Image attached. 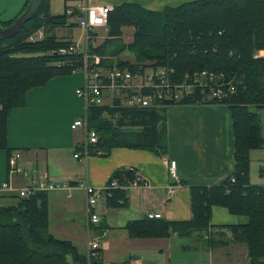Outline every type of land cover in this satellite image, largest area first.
<instances>
[{
    "label": "trees",
    "instance_id": "trees-1",
    "mask_svg": "<svg viewBox=\"0 0 264 264\" xmlns=\"http://www.w3.org/2000/svg\"><path fill=\"white\" fill-rule=\"evenodd\" d=\"M69 18L65 13L52 16L49 0H42L38 12L18 33L0 38V150L6 153L8 172L9 156L16 151L7 144V123L12 111L26 106L30 90L46 85L53 78L70 76L83 66L82 55L61 54L73 42L59 39L54 33L55 29L69 27ZM124 27L134 29L132 41L113 47ZM40 28H44L43 39L29 40ZM106 29L107 38L100 46L93 48V40L89 39L88 53L103 58L107 52L109 57H116L129 50L135 59L134 63L118 60L116 64L103 59L106 66L134 69L151 62L172 68L178 82L185 75L205 71L232 79L235 85L234 93L222 100L209 98L207 90L195 87L190 95L176 102L165 101L160 107L87 109L88 127L98 136L90 156H106L113 148L166 154L168 105L222 104L231 114L234 136L231 175L216 186L191 187L190 220L168 222L145 217L128 222L125 229L129 238L199 234L207 248L243 244L248 264H264V185H251L249 179V152L264 149L259 115L264 109V0H194L160 11L122 3L108 12ZM109 47L113 48L108 51ZM259 51L263 55L257 56ZM251 107L257 112H252ZM105 111L118 115L115 124L103 119ZM122 127L138 131H123ZM97 150L101 153L97 154ZM259 172L264 176V165ZM137 174L132 167L113 172L106 186L113 181L118 186L105 190L108 208L127 205L129 186ZM15 198L17 202L13 205H0V264H103L101 250L88 261L86 254H80L72 242L49 233L46 192L27 198L15 194ZM213 206L245 217V224L210 225ZM93 228L95 236L101 237L105 227L100 223Z\"/></svg>",
    "mask_w": 264,
    "mask_h": 264
},
{
    "label": "crops",
    "instance_id": "crops-1",
    "mask_svg": "<svg viewBox=\"0 0 264 264\" xmlns=\"http://www.w3.org/2000/svg\"><path fill=\"white\" fill-rule=\"evenodd\" d=\"M83 1H88L89 5H108L111 8L122 3H134L147 10L160 11L166 6L175 7L194 0H49L50 14L62 15L66 7H78ZM72 20L75 23V18L70 17L68 24ZM57 30L59 28L54 32ZM56 36L80 42L75 40L73 30ZM75 73L70 77L53 78L46 85L30 90L26 96V106L12 111L7 123V144L9 148L16 149L19 154L18 165L29 172L30 176L25 178L22 174H10L6 153L0 150L4 153L3 164L6 168V180L3 183L9 182L12 188L19 189L29 185L31 179H44L59 185L86 181L89 186L102 189L114 171L132 167L148 184L145 187H130L127 205L124 207L108 208L105 200H100L96 208L100 223L105 227L99 237L103 264H172L173 252L191 250L196 252V261L192 263L184 260L179 264H248L243 244L228 243L222 247L207 248L199 234L179 237L172 233L167 238L134 239L129 238L125 229L128 222L143 219L148 214H160L159 219L168 222L190 220L191 187L216 186L231 175L234 171V136L228 108L222 104L166 106L167 151L164 155L113 148L106 156H90L87 160H78L73 155L81 135L70 126L84 114V102L81 99L82 102L68 116L69 129L77 133V139L75 134L72 138L69 136L63 139L55 129L60 115H68L64 112L67 99L63 80L73 77ZM77 74L79 78L76 87L79 88L83 84L84 75L82 72ZM262 135L264 137V132ZM11 138L15 141L12 144ZM249 159L250 167L253 161H257L260 168L264 165V149L251 150ZM170 160L176 162L178 183L169 178L167 164ZM249 179L251 185H264L252 184L250 174ZM3 183L0 185V205L15 204L16 191L4 189ZM172 185V192L168 193ZM48 202L49 211L55 213L51 233L58 236L67 230L63 233L64 238L76 247L85 244V193L76 187L52 191L48 193ZM245 222V217L232 215L226 208H211L210 225H238ZM91 229L94 230L93 227ZM212 231L214 233L215 229ZM83 253L86 254V250Z\"/></svg>",
    "mask_w": 264,
    "mask_h": 264
},
{
    "label": "built area",
    "instance_id": "built-area-1",
    "mask_svg": "<svg viewBox=\"0 0 264 264\" xmlns=\"http://www.w3.org/2000/svg\"><path fill=\"white\" fill-rule=\"evenodd\" d=\"M112 8L108 5H89L88 1L81 2L78 7H66L64 13L69 17H74L77 26L83 31V37L79 43L70 45L68 50H61V54H80L87 61L83 65L84 81L81 87L75 90V94L84 102L83 116L75 119L70 128L79 131L81 138L76 146L73 157L75 159L87 160L90 152L98 142L96 132L88 127L87 109L89 107H109V108H151L160 107L165 101L176 102L190 95L195 87L208 91V97L222 100L234 93L235 85L232 79L226 80L222 75H214L202 71L193 76L185 75L184 80L178 82L175 79V72L167 66H156L152 63H144L136 68L106 66L102 59L97 56L90 57L88 53V41L91 38L90 31L97 28L106 29L107 15ZM44 34L38 32L33 34L29 40L43 39ZM75 73V71H74ZM103 117L109 122H117V114L111 115L105 111ZM104 119V118H103ZM97 154L101 153L97 150ZM19 154L13 152L9 156V173L22 174L28 178L29 172L22 170L18 165ZM167 171L169 178L178 183L176 174V162L168 161ZM233 182V181H232ZM147 181L137 174L130 187H145ZM118 186L116 181L105 185L102 189H96L88 185L86 181L77 182V185L53 184L44 179H31L30 184L14 189L9 182L3 183L6 190L16 191L20 198H27L37 192L64 191L74 187L81 189L86 196V256L88 261L98 256L100 251V238L95 236L91 228L98 226L101 222L96 210L98 202L104 200L105 190L114 189ZM173 185L169 187L168 193L172 192ZM148 219H159L160 214H148Z\"/></svg>",
    "mask_w": 264,
    "mask_h": 264
},
{
    "label": "rangeland",
    "instance_id": "rangeland-1",
    "mask_svg": "<svg viewBox=\"0 0 264 264\" xmlns=\"http://www.w3.org/2000/svg\"><path fill=\"white\" fill-rule=\"evenodd\" d=\"M68 25H70V26L69 27L67 26L64 28H59V30L55 31L54 32L55 35H57V34L63 35L66 32L68 34V31L73 30V35H74L75 40H81V38L83 37V31L77 26L76 21L74 23L72 20V22ZM38 32H42L44 34V28H40L39 30H37L33 34H36ZM133 32H134V29L132 27H125L123 29L122 36H121L120 40H118L113 47H116V46H119L122 44H124V45L129 44L132 41ZM89 35L91 36V40H93V42H92L93 48H96L97 46H100L103 43V41L107 38V29L97 28L94 31H90ZM74 43H77V42H74ZM112 48L109 47L108 51H110ZM107 53L103 56V58L101 56H99L98 54H93V55L91 54L90 57L97 56L99 59H102V61H103V59L105 61L109 60L115 64L118 60H123V61L128 60L132 63H134V61H135L134 56L130 53L129 50H124L121 54L117 55L116 57H112V56L109 57L107 55ZM80 54H82V53H80ZM89 54H90V52H89ZM258 55H263V52L259 51L257 53V56ZM82 62H83L82 65H85L87 63V61L83 57H82ZM144 63H151V62H144ZM81 69L84 70L83 66ZM82 70H79L75 74H77V73L81 74V72L83 73ZM75 74L73 75V77L69 78L70 77L69 76L68 78H65L63 80L64 94H65L66 99H67L66 100L67 108H64V112H67L68 115L67 116L64 114L60 115V117L58 118V120L56 121V124H55V129L57 131H59V133L62 135L63 139H65L66 137H69V136L73 137V134H75V139H77V133L74 131H70V129H69L70 123H69V119H68L69 112L72 109H74L77 105H79L80 101H81L80 98L74 93V90L77 88L76 85L78 84V78H79V74H77V75H75ZM250 110L252 112H257L254 107H251ZM259 115H260V122H261V125L263 128V131H262V134H263V132H264V109L259 111ZM104 120L109 121L106 117H104ZM13 125H14V122L11 123L12 127H13ZM122 130L128 131V132L129 131H138V128L122 127ZM13 142H15V141L11 138L10 144H12ZM0 155H1V158H0V185H1L6 180V168H5V164H3V155H4L3 151L0 152ZM259 165L260 164H258L257 161H253L251 164L249 174H250L252 184L264 183V176L260 175ZM18 178H20V176H18ZM46 193L48 196L49 192H46ZM49 195L51 196L52 194L50 193ZM49 212H51V216L49 215ZM54 214H55L54 211H51V210L49 211V202H48V231H49V233H51L52 227L54 228V226L52 225L53 224L52 221L54 220V219H52V217L54 216ZM57 228H60V227H57ZM60 230H62V229H60ZM66 231L67 230H64L60 235H58V236L54 235V236L58 239L67 240L66 238L63 237V233H65ZM86 240H87V236H86ZM72 244H74V243H72ZM76 245H78V244H76ZM84 246L86 247V242L83 245L77 246L78 248L83 250V251L79 252L80 254H84L83 252H85V250L87 251V248L83 249ZM184 260L190 261L192 263L195 262L196 261V252L192 251V250L191 251L173 252L172 264H179L180 261H184Z\"/></svg>",
    "mask_w": 264,
    "mask_h": 264
},
{
    "label": "water",
    "instance_id": "water-1",
    "mask_svg": "<svg viewBox=\"0 0 264 264\" xmlns=\"http://www.w3.org/2000/svg\"><path fill=\"white\" fill-rule=\"evenodd\" d=\"M41 3L42 0H0V38H10L18 33L38 12Z\"/></svg>",
    "mask_w": 264,
    "mask_h": 264
},
{
    "label": "bare ground",
    "instance_id": "bare-ground-1",
    "mask_svg": "<svg viewBox=\"0 0 264 264\" xmlns=\"http://www.w3.org/2000/svg\"><path fill=\"white\" fill-rule=\"evenodd\" d=\"M9 25H11V24H9ZM6 26H8V25H6ZM212 72V71H211ZM215 73V72H214ZM215 75V74H214Z\"/></svg>",
    "mask_w": 264,
    "mask_h": 264
},
{
    "label": "flooded vegetation",
    "instance_id": "flooded-vegetation-1",
    "mask_svg": "<svg viewBox=\"0 0 264 264\" xmlns=\"http://www.w3.org/2000/svg\"><path fill=\"white\" fill-rule=\"evenodd\" d=\"M8 26H10V25H8ZM8 26H5V27H8Z\"/></svg>",
    "mask_w": 264,
    "mask_h": 264
}]
</instances>
